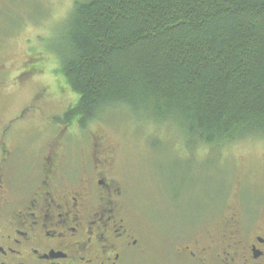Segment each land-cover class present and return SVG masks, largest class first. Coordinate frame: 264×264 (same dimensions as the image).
Listing matches in <instances>:
<instances>
[{"label": "rangeland", "instance_id": "1", "mask_svg": "<svg viewBox=\"0 0 264 264\" xmlns=\"http://www.w3.org/2000/svg\"><path fill=\"white\" fill-rule=\"evenodd\" d=\"M74 1L0 0V66L6 68L0 74L6 83L0 88V120L24 113L16 135L33 139L30 148L15 155L14 176H35L43 146L57 140L69 169L80 170L100 138L129 191L133 220L145 234V251L135 264H182L176 249L208 234L220 242L234 211L248 242L264 237L263 139L189 150L173 124L159 130L127 106L85 129L77 121H56L80 99L61 73L59 56ZM35 63L36 75L21 78L24 68Z\"/></svg>", "mask_w": 264, "mask_h": 264}, {"label": "trees", "instance_id": "2", "mask_svg": "<svg viewBox=\"0 0 264 264\" xmlns=\"http://www.w3.org/2000/svg\"><path fill=\"white\" fill-rule=\"evenodd\" d=\"M59 56V123L127 106L189 150L264 140V0H75Z\"/></svg>", "mask_w": 264, "mask_h": 264}, {"label": "flooded vegetation", "instance_id": "3", "mask_svg": "<svg viewBox=\"0 0 264 264\" xmlns=\"http://www.w3.org/2000/svg\"><path fill=\"white\" fill-rule=\"evenodd\" d=\"M5 69L0 66V74ZM38 69L29 64L21 78ZM23 116L0 120V264H135L145 251V234L133 220L131 196L103 141L89 147L80 170L64 162L60 140L44 145L35 176L19 180L15 155L33 140L16 135ZM227 220L220 242L208 234L178 247L182 264H263L264 237L248 242L237 211Z\"/></svg>", "mask_w": 264, "mask_h": 264}, {"label": "water", "instance_id": "4", "mask_svg": "<svg viewBox=\"0 0 264 264\" xmlns=\"http://www.w3.org/2000/svg\"><path fill=\"white\" fill-rule=\"evenodd\" d=\"M261 241V240H260Z\"/></svg>", "mask_w": 264, "mask_h": 264}]
</instances>
